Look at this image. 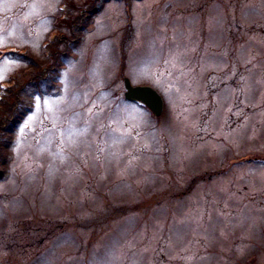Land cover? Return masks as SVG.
Listing matches in <instances>:
<instances>
[{"label": "rangeland", "instance_id": "1", "mask_svg": "<svg viewBox=\"0 0 264 264\" xmlns=\"http://www.w3.org/2000/svg\"><path fill=\"white\" fill-rule=\"evenodd\" d=\"M0 53V264H264V0H0Z\"/></svg>", "mask_w": 264, "mask_h": 264}, {"label": "water", "instance_id": "2", "mask_svg": "<svg viewBox=\"0 0 264 264\" xmlns=\"http://www.w3.org/2000/svg\"><path fill=\"white\" fill-rule=\"evenodd\" d=\"M123 85L125 87V91H123L125 100H135L136 102L145 105L154 115H160L163 104L161 102V97L156 94L155 89L152 87H145V85H130L128 79L123 81Z\"/></svg>", "mask_w": 264, "mask_h": 264}, {"label": "trees", "instance_id": "3", "mask_svg": "<svg viewBox=\"0 0 264 264\" xmlns=\"http://www.w3.org/2000/svg\"><path fill=\"white\" fill-rule=\"evenodd\" d=\"M1 54V53H0ZM8 96H9V94H8ZM122 96V95H121ZM123 97V96H122ZM138 105H140L141 107H144L145 109H146V112L149 114V115H153V114H151L150 112H149V110L146 108V106L145 105H141V104H139V103H137ZM5 107H6V105H4ZM3 106V107H4ZM153 116H155V115H153Z\"/></svg>", "mask_w": 264, "mask_h": 264}, {"label": "snow or ice", "instance_id": "4", "mask_svg": "<svg viewBox=\"0 0 264 264\" xmlns=\"http://www.w3.org/2000/svg\"><path fill=\"white\" fill-rule=\"evenodd\" d=\"M4 59L7 60V59H9V57H5ZM0 78H2V77H0Z\"/></svg>", "mask_w": 264, "mask_h": 264}, {"label": "flooded vegetation", "instance_id": "5", "mask_svg": "<svg viewBox=\"0 0 264 264\" xmlns=\"http://www.w3.org/2000/svg\"><path fill=\"white\" fill-rule=\"evenodd\" d=\"M125 80V79H124Z\"/></svg>", "mask_w": 264, "mask_h": 264}]
</instances>
